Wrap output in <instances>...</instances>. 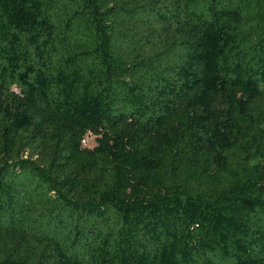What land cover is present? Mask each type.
I'll list each match as a JSON object with an SVG mask.
<instances>
[{"label": "trees", "instance_id": "obj_1", "mask_svg": "<svg viewBox=\"0 0 264 264\" xmlns=\"http://www.w3.org/2000/svg\"><path fill=\"white\" fill-rule=\"evenodd\" d=\"M0 264H264V0H0Z\"/></svg>", "mask_w": 264, "mask_h": 264}, {"label": "rangeland", "instance_id": "obj_2", "mask_svg": "<svg viewBox=\"0 0 264 264\" xmlns=\"http://www.w3.org/2000/svg\"><path fill=\"white\" fill-rule=\"evenodd\" d=\"M84 143L86 146L91 147L94 144V137L87 135Z\"/></svg>", "mask_w": 264, "mask_h": 264}]
</instances>
